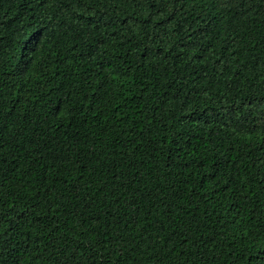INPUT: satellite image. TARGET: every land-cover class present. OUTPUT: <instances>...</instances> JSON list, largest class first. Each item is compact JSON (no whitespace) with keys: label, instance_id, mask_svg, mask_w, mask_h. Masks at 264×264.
<instances>
[{"label":"trees","instance_id":"trees-1","mask_svg":"<svg viewBox=\"0 0 264 264\" xmlns=\"http://www.w3.org/2000/svg\"><path fill=\"white\" fill-rule=\"evenodd\" d=\"M262 253L264 0H0V264Z\"/></svg>","mask_w":264,"mask_h":264},{"label":"snow or ice","instance_id":"snow-or-ice-1","mask_svg":"<svg viewBox=\"0 0 264 264\" xmlns=\"http://www.w3.org/2000/svg\"><path fill=\"white\" fill-rule=\"evenodd\" d=\"M40 43V39L38 38L36 41H35V44H39ZM258 259H261V264H264V253L261 254V258H258Z\"/></svg>","mask_w":264,"mask_h":264}]
</instances>
